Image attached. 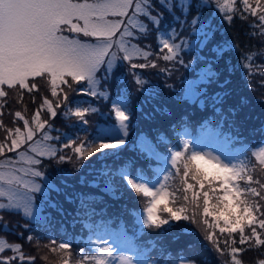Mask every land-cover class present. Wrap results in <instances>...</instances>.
<instances>
[{"label":"snow or ice","instance_id":"snow-or-ice-1","mask_svg":"<svg viewBox=\"0 0 264 264\" xmlns=\"http://www.w3.org/2000/svg\"><path fill=\"white\" fill-rule=\"evenodd\" d=\"M236 21L248 32L245 52L220 32ZM152 35L155 49L145 43ZM205 49L211 59L201 55ZM185 55L193 58L186 61ZM177 65L187 75L181 77L174 113L159 123L151 140L141 136L139 148L127 153L136 112L143 113V105L163 91L151 77L170 78L180 70ZM254 67L264 69V0H0V231L17 238L0 235V264L37 260L17 242L31 244L34 236L15 231L5 215L26 220L15 227L30 232L33 222L53 221L50 212L44 214L49 209L62 220L70 216L73 232L91 233L77 245L75 260L72 240L50 238L45 247L62 253L60 264H210L209 258L211 264H246L249 252L256 255L247 264H264V178L254 176L257 168L264 174V141L250 157L236 147L246 123L242 112L250 105L233 78L243 70L249 92L255 91ZM129 78L143 101L131 103ZM100 101L108 114L95 106ZM254 102L264 106V95ZM196 105L191 115L189 107ZM93 114L103 123L96 124L90 140L55 127L59 121L87 132ZM146 117L152 118L151 112ZM181 128L186 138L169 149L165 140ZM73 157L79 175L63 168H56L55 177L48 173L49 166L71 163ZM154 157L171 166L155 179ZM69 177L99 193L76 191ZM176 178L179 187L169 183ZM53 192L76 205L74 211L66 213ZM136 198L146 204L130 212L125 205ZM116 203L120 211L109 214ZM190 205L202 208L199 218ZM113 215L120 218L115 227ZM181 222L196 226L198 242L174 246L156 239L186 231ZM60 230L66 234L68 227L58 222Z\"/></svg>","mask_w":264,"mask_h":264},{"label":"rangeland","instance_id":"rangeland-1","mask_svg":"<svg viewBox=\"0 0 264 264\" xmlns=\"http://www.w3.org/2000/svg\"><path fill=\"white\" fill-rule=\"evenodd\" d=\"M174 27H179V25H174ZM187 35V34H186ZM193 36L189 37L190 39ZM194 41V40H193ZM145 43H152L153 45V49L156 47L155 44V39H154V35L150 36L149 39L147 41H145ZM203 54V55H202ZM202 56H205L206 58L210 59V56H213L212 53H210L207 49H205L203 51V53H201ZM190 56V55H189ZM188 56V57H189ZM186 58V57H185ZM192 56L189 58L191 59ZM187 59V60H189ZM186 60V61H187ZM161 65H164V62L161 61ZM177 68H179V71H174L172 77H167L163 74L156 76L153 75L151 77L152 81L155 84H158L161 88H163V91L161 93L160 96H158L155 100L144 104L143 108H144V112H140L137 111V116H135L136 122L134 124H136L137 122H140L138 125H134L133 126H137L138 129H134L131 130V126L128 129V143L125 145V148L127 150V153H131L134 150H137L139 148V139L141 136H145L148 139H152L150 136L147 135V133H144L142 130H148L154 134H156L157 131V127L159 125V123L163 120L169 119L170 113H174V109L177 107V100H176V96L178 94H180L181 92V77L182 76H186L187 75V70L180 68L179 65H177ZM199 70V69H198ZM149 73L155 72V70H147ZM260 77L257 80V84H256V88L255 91L252 92L250 95H247L249 97H253L252 98V104L253 106L251 107V109L246 108L244 109L243 113H242V119L244 121H247L244 117L245 116H250V115H256L257 119L255 120H262L264 121V106L259 105L258 103H255V99L254 96H257V92H259L260 94H262V90H264V85L261 84V80L264 79V69H262L259 72ZM165 83L167 84H172L173 85V89L169 90L167 88H164ZM129 91L131 92V103L132 104H136L139 103L141 101L144 100V96H142L139 92L136 91V86L134 84L131 83V78H129ZM186 103V102H184ZM97 107H101V110L103 112H105V114H108V108L107 106H104L103 102H97V104L95 105ZM259 107V109H258ZM155 108L157 109V111L152 112V109ZM198 108V105L196 106H191L189 107V112L191 115H195V109ZM6 111H10V109H6ZM151 112V117L152 118H148L146 117V113ZM252 117V116H251ZM9 118L7 116H5V120L7 122ZM89 119V124L86 126L88 131L84 132V131H79L77 132L75 129H69L68 127H64L59 121L55 122V127L57 129H60L61 132L64 133H68L69 135H78L79 137H81L82 139H91V134L95 129V126L97 123H103L102 118L98 115V114H93L90 117H88ZM255 122V121H254ZM56 132H53V135H56ZM3 133L0 132V138H2ZM172 136H177L176 131L172 132ZM180 136L182 137L181 140H183L184 137L183 136V131L180 132ZM171 141L167 138L165 140V143L168 145L169 147V143ZM153 143L155 144L156 142L153 141ZM160 147H157V152L160 153L161 157H167V153H165L162 149H159ZM244 150V149H243ZM258 150V148L256 147V149H253L252 151H256ZM110 151H118V150H110ZM245 151V150H244ZM251 151V154H252ZM66 153L71 155V152L66 150ZM126 153V154H127ZM96 155H99V153H97ZM95 156H93L91 159L95 160ZM155 158V157H154ZM245 156H241V159H245ZM156 159V158H155ZM75 160L76 158L73 157V162L71 163H65V164H61V165H54V166H49L47 168L48 173L55 177L57 175L56 173V168H63L66 169L68 172H72L73 175H79L78 173H75L73 171L74 169V165H75ZM157 163H155L153 165V171L152 174L154 175V179L158 176H161L164 174V171L166 169H170V163H168L166 161V159H156ZM111 160H109L110 162ZM90 161H85V164L87 165ZM98 167V165H97ZM81 171H88L87 168L82 169ZM255 174L257 175V177L259 176V172H255ZM261 178H264L262 175L259 176ZM179 179V178H178ZM68 183L70 185H72L73 187H75L76 191L78 192H90V193H99L98 189L95 188H89L86 186H80L78 184H75L72 177L68 178ZM170 184H173V186H177L179 185V183L177 182V178L176 181H169ZM177 183V184H176ZM69 191H71V188H69ZM52 197L54 200H59V202L63 205V208L65 210L66 213H72L76 207V205L68 202L67 200H65L64 196H57V194L55 192L52 193ZM104 199L106 201H109L110 198L105 196ZM125 200H128L127 197H125ZM111 201V200H110ZM134 203L138 204H144L145 200L143 198H136L135 201H131ZM146 204V203H145ZM190 207V211H195L197 212L198 216L197 218H199V213L202 212V208H194L193 206H189ZM51 213V215L54 217L53 221L47 225L43 224V223H36L33 222L31 224V231L27 232L24 228L22 227H15L17 222H19V224H24L27 221L24 219H21L18 216H9V215H5V220L9 222V226L13 227L15 229V231L18 232H24L25 235L31 234L34 236V240L31 244H29L26 240H21V241H17L20 242L24 245V251L26 253L32 254V255H36L37 256V260L35 262V264H60L61 262V256L62 253H52L48 250V248L45 247V245H48L50 243V239L49 241L45 238V234H47L49 231L48 230L52 225H54L55 223L58 222H65L66 224L68 223V220L71 219L70 216L67 217V219H63L59 216L58 213H56V211L54 209H49L48 212L44 213L45 215H47L48 213ZM181 224L184 225L186 231H184L183 233H179L177 236H179V243H184L185 241L189 240L191 242H198L200 237H197V235L195 234V232L192 231V229H195V225H191V224H187L186 222H181ZM48 228V229H47ZM179 231V230H178ZM0 235H7V238L10 241H16L17 238L15 235L12 234H6L2 231H0ZM91 235V233L89 234ZM129 235H131L129 233ZM128 254V253H126ZM43 256H47V260L42 259ZM76 259V256L73 255V260ZM211 263V262H210Z\"/></svg>","mask_w":264,"mask_h":264},{"label":"trees","instance_id":"trees-1","mask_svg":"<svg viewBox=\"0 0 264 264\" xmlns=\"http://www.w3.org/2000/svg\"><path fill=\"white\" fill-rule=\"evenodd\" d=\"M220 32H221L222 35H225L228 39L234 40L236 42V44L238 45V47L240 49V52H245L246 51V48L244 47V45H246L248 43V41H247L248 32L246 31L245 25L242 22L236 21L234 23V25H232V26H227L226 25L224 28H222L220 30ZM195 39L196 38L194 36L191 38V40H195ZM252 44L255 45V41H253ZM237 55H238L237 52H233L232 53V56L233 57H235ZM188 56L189 55H185V57H186L185 60H187V59H189L191 57V56H189V57ZM211 58H212V56H210V59ZM244 62L247 63V61H244ZM256 63L258 64V62H256ZM201 67H207V65L202 64ZM261 70L262 69H260L259 71H257V69L255 67L253 68V71H254L255 74L251 77V80H252V87L254 89L256 88V84L258 83L257 80L260 77L259 72ZM242 71L243 70H240L237 74H234L233 83L236 86L237 93H245L246 94V97L248 98L249 105H250L247 108L251 109V107L253 106V104H252V98L253 97H249L247 95H250L254 91L249 92L248 87L245 84ZM261 93L262 94H260L259 92H257L256 93L257 96H254V99H256V98L261 97L262 95H264V90H262ZM258 109H259V107H258ZM135 116H137V113H136ZM244 118L247 121L244 124V127H242L240 129V131L242 132V135L239 138L242 143L237 144L236 147L238 149H244L245 152H247V156L250 157L251 156V151L253 149H256V147H257V142L264 141V131H262V129H264V121H262L261 119L260 120H255V119L259 118L256 115L245 116ZM136 119L137 118L135 117L134 123L136 122ZM139 123L140 122H137L134 125H138ZM195 127H196V130H198L199 125H196ZM134 129H138V127L137 126L134 127L132 125L131 126V130H134ZM142 131L144 133H147V135L150 136L151 138L155 135L154 133L148 131L147 129L146 130L143 129ZM182 131H183L182 128L179 129V130H176V134H177L176 137L175 136L168 137V139L171 141L169 143V149H171L174 146L177 138H179L180 140L182 139V137L180 136V132H182ZM153 141L156 142L155 140H153ZM159 149L161 150L162 148H159ZM109 163H111V161ZM155 163H157V160L155 158H153V162H152L151 167H150L151 173L153 171V165ZM256 172H259V176L262 175L264 177V174L260 173V171H259L258 168H257ZM254 176H257V175L254 174ZM153 177H154V175H153ZM178 180L179 179L177 178V182H178ZM175 187H179V185H177ZM93 194H98V193H93ZM109 203L111 205L114 202H112V201L109 200ZM132 203H134V202L128 201V204H126L125 206L126 207H129V211L130 212H139V211H142V208L145 205L146 200H145V203L144 204H138V207H135V208L130 207V205ZM97 210L99 211V209H97ZM119 211H120V204H118V203H116L114 205V207H110L109 210H108L109 214L115 213V212H119ZM111 219H112V226L115 227L116 226V223L119 222V219L120 218L118 216H114L113 215V216H111ZM124 219H125V222L128 221V217L127 216H125ZM57 223H58V221H57ZM57 223H55L54 225H52L49 229L47 228L48 230H51V231H49L47 234H45V238L49 241L50 238L55 237L58 242L60 240H63V239L72 240V242H73V249H72V251H73V255L75 256V253L77 251V245H82V242L83 241H86L88 239V236H89L90 232H88L87 229L81 230L80 228H77L75 230V232H73L71 230V228L68 226V223L66 224L65 222H62L65 225V227H68V232L66 234H62L63 233V230L57 231ZM145 231H147V230H145ZM179 238H180L179 236H171L170 235L169 237H157L156 239L160 240L162 243H165V244H167V242L170 240L171 243L174 246L183 245L185 243L191 242V241L187 240L184 243L177 244L179 242ZM178 254L180 256H183L184 255V251H183V248L182 247H178ZM171 255H172L171 252H169V257H171ZM255 255H256L255 252H249V253L244 254L243 259L246 261V264ZM209 259H210V262H211V258H209Z\"/></svg>","mask_w":264,"mask_h":264}]
</instances>
